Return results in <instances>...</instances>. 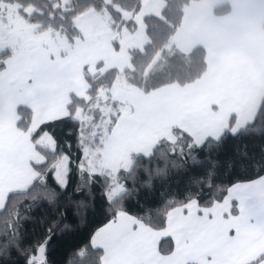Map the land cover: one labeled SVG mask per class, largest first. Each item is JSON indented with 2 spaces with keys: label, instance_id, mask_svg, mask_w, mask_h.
Here are the masks:
<instances>
[{
  "label": "snow or ice",
  "instance_id": "snow-or-ice-1",
  "mask_svg": "<svg viewBox=\"0 0 264 264\" xmlns=\"http://www.w3.org/2000/svg\"><path fill=\"white\" fill-rule=\"evenodd\" d=\"M0 264H264V0H0Z\"/></svg>",
  "mask_w": 264,
  "mask_h": 264
},
{
  "label": "trees",
  "instance_id": "trees-1",
  "mask_svg": "<svg viewBox=\"0 0 264 264\" xmlns=\"http://www.w3.org/2000/svg\"><path fill=\"white\" fill-rule=\"evenodd\" d=\"M243 147L242 144H240L239 142H236V141H232V140H228L225 142L223 148L220 150L219 152V155L218 156H215L214 158H218L221 160L222 162V170H226L227 169V166H228V163H229V160L231 158H233V154H234V149L236 147ZM185 177L181 176V175H176L174 177H172L173 181H176V180H182L184 179ZM97 212H99V206L97 208ZM102 217H95L93 218L91 224H90V227L99 222V220L101 219ZM61 251L63 250V246L61 245Z\"/></svg>",
  "mask_w": 264,
  "mask_h": 264
}]
</instances>
